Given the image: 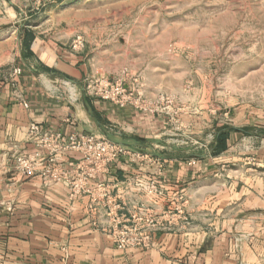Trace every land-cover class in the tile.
I'll list each match as a JSON object with an SVG mask.
<instances>
[{
    "label": "crops",
    "instance_id": "1",
    "mask_svg": "<svg viewBox=\"0 0 264 264\" xmlns=\"http://www.w3.org/2000/svg\"><path fill=\"white\" fill-rule=\"evenodd\" d=\"M27 1L33 0H0V255L6 264H63L64 259L68 264H184L175 259L216 250L222 238L244 239L248 234L239 227L253 222L245 211L261 210L262 200L228 175L201 169L221 152L195 160L163 155L161 173L140 158L119 157L88 181L92 194L76 199L69 197L65 181H44L38 173L25 177L15 170L17 155L36 151L27 135L31 123L63 134L110 140L114 134L124 144L142 141L125 131L139 112L85 96L77 54L40 29L19 23L23 11L15 2ZM57 159L67 165L81 155L60 153ZM212 173L218 179L209 196L203 181ZM99 183L106 197L95 189ZM176 210L190 218L171 212ZM141 211L173 215L151 226L136 219ZM124 225H137V236L151 247L117 249L114 229L117 233Z\"/></svg>",
    "mask_w": 264,
    "mask_h": 264
},
{
    "label": "rangeland",
    "instance_id": "2",
    "mask_svg": "<svg viewBox=\"0 0 264 264\" xmlns=\"http://www.w3.org/2000/svg\"><path fill=\"white\" fill-rule=\"evenodd\" d=\"M19 4L20 24L40 29L77 54L83 91L85 79L94 77L121 85L126 107L140 113L125 131L139 134L141 144L121 142L130 153L206 159L219 129L239 130L229 132L221 158L201 169L228 175L259 197L263 208L245 211L253 222L239 227L248 234L244 239L222 238L216 250L175 262L264 264V0ZM111 139L118 141L114 134ZM217 179L213 173L204 178L207 195ZM171 212L190 218L184 210ZM113 244L123 250L148 249L152 242L124 238ZM6 262L0 255V264ZM63 264H68L65 259Z\"/></svg>",
    "mask_w": 264,
    "mask_h": 264
},
{
    "label": "built area",
    "instance_id": "3",
    "mask_svg": "<svg viewBox=\"0 0 264 264\" xmlns=\"http://www.w3.org/2000/svg\"><path fill=\"white\" fill-rule=\"evenodd\" d=\"M13 72L19 73V69L17 68ZM84 91L90 97L109 101L120 108H124L128 104V97L121 85L104 77L85 79ZM134 106L138 107L137 105ZM143 110L151 111V109ZM27 135L36 146V151L32 154L17 155L14 159L15 170L25 177L38 173L44 181H65L71 199H76L82 194H92V191L88 188V181L93 179L99 171L106 170L114 160L124 155L136 159L140 158L147 161L146 163L154 164L158 173H161L164 167L163 159L160 157L130 153L122 143L98 137L91 133L78 134L72 132L63 134L31 123L28 126ZM60 153L80 154L81 159L64 165L57 159ZM41 155L44 156V159L42 161L37 160V157ZM95 189L103 197H106L107 193L104 190V185L99 183ZM150 190H152V186ZM102 204L106 205V202ZM90 208L94 209V207ZM141 212L143 216H136V219H143L147 225L151 226L157 222L169 221V217L173 215V213L167 211L163 217L161 215L156 218L152 213ZM144 214L149 215L144 216ZM166 215L167 217H165ZM138 230L137 225H124L123 228L117 229V233L114 229V241L118 242L124 238L144 241L143 238L137 236Z\"/></svg>",
    "mask_w": 264,
    "mask_h": 264
},
{
    "label": "trees",
    "instance_id": "4",
    "mask_svg": "<svg viewBox=\"0 0 264 264\" xmlns=\"http://www.w3.org/2000/svg\"><path fill=\"white\" fill-rule=\"evenodd\" d=\"M230 131H239V130L232 127H222L221 129L218 130L212 145L213 154H218L226 149L227 139Z\"/></svg>",
    "mask_w": 264,
    "mask_h": 264
}]
</instances>
